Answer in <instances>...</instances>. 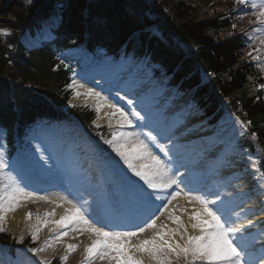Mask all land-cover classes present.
<instances>
[{
    "label": "snow or ice",
    "instance_id": "snow-or-ice-1",
    "mask_svg": "<svg viewBox=\"0 0 264 264\" xmlns=\"http://www.w3.org/2000/svg\"><path fill=\"white\" fill-rule=\"evenodd\" d=\"M235 3L247 5L248 0H235ZM251 9L250 15L254 19L249 23L257 26L253 31L259 35V30L264 29V0L252 3ZM3 34L7 35V32ZM260 44L264 45V37L260 38ZM255 51L257 55L250 51L248 56L259 61L260 50ZM259 66L264 72V62ZM69 87L73 89L74 97L94 98L97 114L103 107L112 110L106 114L108 127L112 129L111 139H104V143L119 157L131 177L136 178L132 180L121 173L122 183L133 197L134 215L122 213L117 207L120 202L106 200V192L100 188L86 189L72 198L70 194L59 195L58 202L47 196L39 197L46 203H55V208H63V213L59 219L50 220L49 217L56 215L54 208L45 211L43 217L36 216L37 224L30 230L32 240L35 241L41 228L48 225L52 226L49 231L54 236L43 247L30 249L33 255L52 247L54 241H62L71 231L87 234L90 240L83 247L81 264H96L97 260L104 264H252L247 247L239 241L245 229L253 226V221L249 219L247 225H238L218 193L211 194L215 196L213 199L209 194L189 188L172 152L162 145L151 129L144 131L145 124L137 123L146 120L140 111H125L92 88L81 93L77 89L84 85L75 80ZM127 103L132 105L131 100ZM241 127L247 131L246 125L241 124ZM252 137L256 138L255 133ZM52 150H56L55 145ZM35 151L39 154L41 167L56 168L48 154L49 149L37 147ZM64 179L71 183L70 170L65 171ZM85 197H91V201ZM178 198L192 207L178 206L174 203ZM35 199L37 197L26 190L22 173L0 150V232L4 231L7 213L14 212L22 202ZM32 215L29 212L25 219H31ZM161 217L165 220L158 224ZM149 230L152 234L145 236ZM78 247L77 244H66L62 261H67ZM40 264L52 262L42 259Z\"/></svg>",
    "mask_w": 264,
    "mask_h": 264
},
{
    "label": "trees",
    "instance_id": "trees-1",
    "mask_svg": "<svg viewBox=\"0 0 264 264\" xmlns=\"http://www.w3.org/2000/svg\"><path fill=\"white\" fill-rule=\"evenodd\" d=\"M54 0H34L37 5L26 9L15 0H0V15L15 17L14 22L0 21V27H8L12 35L0 40V92L13 93L20 109L21 94L25 99L24 112L36 109L29 102L42 104V96L57 104H64L67 93L63 86L66 74L53 71L54 61L48 49L36 51L23 58L16 57L7 45H16L18 36L32 16H47ZM61 1V0H57ZM35 6V7H34ZM216 9V10H215ZM229 6L221 0H68L62 11V26L57 30V46L78 44L86 38V46L96 50L104 45L112 53L124 40L130 39L134 51L144 49L153 62L173 76L183 89L193 88L199 71L204 70L213 81L207 90L196 93V100L206 112H214L222 101H228L232 110L251 120V129L258 134L264 150V99L256 91V75L252 67L242 59V43L233 28L234 20L226 15ZM147 14L154 19L148 18ZM154 24L161 37L149 36L143 29ZM116 48V49H115ZM7 81L16 83L18 90ZM31 85L32 91L22 87ZM12 91V92H10ZM0 117L14 118L12 102L6 96L0 100ZM76 119L93 135L94 113L73 110ZM0 240L5 236L0 234Z\"/></svg>",
    "mask_w": 264,
    "mask_h": 264
},
{
    "label": "bare ground",
    "instance_id": "bare-ground-1",
    "mask_svg": "<svg viewBox=\"0 0 264 264\" xmlns=\"http://www.w3.org/2000/svg\"><path fill=\"white\" fill-rule=\"evenodd\" d=\"M23 42L26 44V46L30 47L33 46L34 40H31L29 38H25ZM111 86L114 88H118L120 91H122L124 94H129L130 92L134 93V98H137L141 94H145L148 96V93H151V86L149 84H146L143 80L142 74L141 73H135V74H130V68L128 69L127 67V62H124V69L121 72V77L118 79H112L111 81ZM88 89L87 86H84L82 89H77L81 93L85 92V90ZM169 91H164L159 93L158 96L155 97V99H161V103L159 105V110L157 109L156 113H153L149 119L146 121L147 126L153 128L156 127V132L159 133L161 136V139L164 141L163 144H165L166 148H168L173 155H182L184 158L180 161L179 165L181 166V169L179 170L180 173L184 174V176L187 178V184L188 187L191 185L195 184L197 180L201 177V174L204 171L205 166L209 161H212L216 158L217 153L216 151L219 148V145L213 144V146L210 148V151H206V146H211L207 140V137H205L202 127H197V124L199 123V120L197 119L196 116H192V114H185L186 112L182 111L179 112L178 114H174L175 111L178 110L176 108L177 106H172L173 103L170 105L166 104L163 105L164 107L162 108V104H165L167 101V97L169 96ZM145 101L149 102H154L155 100H152L151 97L143 98ZM69 105H76V106H81V105H89L93 104L94 106L96 105V101L94 98L86 97L85 95H80L79 97H74L72 96L71 99H69ZM167 106V108H165ZM174 110V111H173ZM111 109L107 107L101 108L100 115L97 118V122L99 123H104L106 121L108 113H111ZM191 116V117H190ZM190 117L189 119H187ZM165 120L170 121V126L167 128L165 132H160L161 128L164 126L162 123H164ZM168 125V124H167ZM184 144V146L181 147V145ZM201 145V148L199 146ZM204 146V148H202ZM87 163L84 161L82 164L83 170L86 171V175L84 176L83 183H81V188L82 190H93L96 188L101 187V180L99 177H96L94 169H92L93 165H91V159L89 157ZM72 161L73 159H69V155L67 157V163L64 164V166L67 165L69 169L72 170ZM241 165V160L240 157L238 156L237 153L229 151L227 160L223 162L221 165L217 166L215 169L213 175L214 177L211 179L212 183L208 186V194L211 196V198H215L214 195H211L212 193H218L224 201L235 195V192L237 194L242 193L243 191V185L244 183L248 184L247 178L245 177H240L239 175L236 174L237 168H239ZM179 166V167H180ZM230 173H235V178L236 180L229 183L225 184L223 187L217 188L215 186V183L223 177H226L227 174ZM98 178V179H97ZM136 180V178H134ZM142 183V182H140ZM128 195V194H127ZM123 195L122 200L127 196ZM91 201V197H87ZM122 205H119V209L122 210V213L125 215H133L134 212L132 211L133 209V197L132 194L128 195L125 200L123 201ZM178 206H184V207H189L191 208V205H188L183 199L178 198ZM34 206V207H33ZM30 206L29 208L26 209H21L18 213V215H14V213L9 212L7 213L6 220L4 222V228L9 227L10 230H13L12 232H16L14 228L20 226L23 224V219L22 215L25 213H40L41 208L40 205H33ZM252 204L250 203H237L234 205V210L232 212H229L232 216L233 219H237L238 225H247L249 219L253 221V223L258 226L259 228L261 227L260 222L263 219V215L261 213L255 214L254 217H249L248 216V210L251 208ZM98 213H101L100 209H97ZM102 214V213H101ZM179 214V213H177ZM16 216V217H15ZM43 217V216H41ZM137 223L139 221H136ZM51 225L46 226L47 230L45 231L48 234L50 231L49 229L51 228ZM48 231V232H47ZM54 234V233H53ZM51 234V235H53ZM148 236L152 234L151 231L146 233ZM46 235L44 239L46 240ZM49 235V236H51ZM248 234H243L244 238ZM48 236V237H49ZM77 237V238H73ZM63 249H64V255H65V245L72 243V244H77V245H83V244H88L90 243L89 237L87 234L84 235H79L78 233H73L69 232V235L65 237L63 240ZM243 245L247 247V251L250 254V257H255L257 253H259V250L261 247L264 245V235H259L255 236V238L251 241H243ZM57 243V242H53ZM73 253V252H72ZM80 256V255H78ZM80 261L82 258H79ZM260 264H263L264 262V256H261L260 258ZM96 264H104V262L97 260Z\"/></svg>",
    "mask_w": 264,
    "mask_h": 264
},
{
    "label": "rangeland",
    "instance_id": "rangeland-1",
    "mask_svg": "<svg viewBox=\"0 0 264 264\" xmlns=\"http://www.w3.org/2000/svg\"><path fill=\"white\" fill-rule=\"evenodd\" d=\"M20 1H21V4L24 5V6L27 5L28 2H29L27 0H20ZM257 1H261V0H252L251 3H250V5L252 3H257ZM10 19H12V18L9 17L7 20H10ZM3 33H4V31L0 29V36H4ZM76 52H74V53H76ZM79 52L80 51H78L77 53H79ZM113 63H114V61L109 60V59H107V61H103L102 66L104 67V69H102V70H105V71L111 70L113 68L112 67L113 66ZM102 66L100 67V69L102 68ZM99 70L97 72H99ZM131 100H133V99H131ZM123 103H125V102L124 101H121V104L122 105H123ZM95 106L92 105L90 107L91 108L92 107L95 108ZM124 110L125 111H129L127 108L124 109ZM192 116H196L197 117V119L199 120V123L201 124V126L204 125L203 130L205 131V137L207 136L208 139H209V141L212 140V139H216V140L219 139L220 140V138H226V137H228V134L231 132V131L230 132H224L222 130V126L224 125L223 122H222L221 126H219L216 129V131L215 130H212V129L210 130V128L205 130V128H206V126L208 124L205 126V122L206 121H205V119H203L202 116H200V113L198 114V112L196 111V113L192 114ZM190 117H188L187 119H189ZM94 124H96V126L97 125H101V123H99V122H95ZM105 124L108 125V120L105 121ZM113 124H115V118H113ZM163 146H164V144H163ZM84 147H87L88 154L92 155L94 153V147H93V143H91V141L86 140L85 143H84ZM38 160H39V158H38ZM37 163H39V161ZM118 165L124 171V173L126 175H129V172H128L127 168L123 165L122 161L119 160V164ZM17 170H19L18 165H17ZM81 172L82 171H80V173ZM21 173H22V175L26 174L24 172H21ZM52 173H53L52 169L48 167V169H44V172H43V176L42 177L43 178H48V179L55 178V174H52ZM38 177H41L40 174H39ZM78 177L80 178L81 176L78 175ZM74 179L75 178H73V180ZM78 192L80 194H82L84 191L80 189ZM59 195H61V194L60 193H51V194L41 195L40 197L47 196L50 199H52L53 201L58 202V201H56V198ZM85 198L88 199L87 197H85ZM37 204L40 205L41 212L40 213H32L33 214L32 215V218L29 219V220H26L25 219V216L28 213L23 214L22 215L23 224H21L20 226L14 228V230H16V232L13 233L12 232L13 230H10L9 227L4 228L3 233H5L6 236L8 237V238H6V240L13 241L15 243L17 249H19L18 247H19L20 244H22V243H24V241H26L25 239H28V240H30V243H33V245H34L33 248H40V247H43L45 245L44 237H45L46 234H44V233H46L45 231L47 230V228L46 227H42L41 228V230L38 233L37 239L35 241H33L32 238H31L30 230H31V228L33 226H35L37 224L36 216L37 215L43 216V214H44L45 211H52L55 208V203H46L44 200L39 199V197H37V199H35V200H29V201L22 202L17 207V209L14 212H12V213H14V215L17 216L18 213H19V211L21 209H26V208H29L30 206L37 205ZM175 204H177V203L175 202ZM55 211H56V215L54 217H49L50 220L51 219H59V216L63 213V208H55ZM164 220H165V217H161V219L159 221H157V223L159 224V223H161ZM149 231H151V230H149ZM0 233H2V232H0ZM146 233L144 235L145 236H148ZM21 236H23V239L22 240H20V237ZM63 245H64L63 241H59L57 243H54L52 247L46 248L45 251L44 252H41L39 255H33L34 258H35V262H37V264H40V262H41L42 259H49V260H51V262L54 261V260H59V258H61V254H64L63 253L64 252ZM84 245L85 244L80 245L73 253H71L68 256L67 261H62V259H61V261H62L61 264H81L82 259L80 261L79 258H82L83 257V247H84ZM27 252L28 253H31V251H27ZM78 255H80V256H78Z\"/></svg>",
    "mask_w": 264,
    "mask_h": 264
}]
</instances>
